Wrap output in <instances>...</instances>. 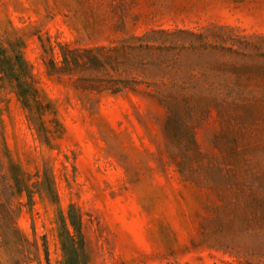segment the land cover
<instances>
[{"label": "rangeland", "instance_id": "374dc122", "mask_svg": "<svg viewBox=\"0 0 264 264\" xmlns=\"http://www.w3.org/2000/svg\"><path fill=\"white\" fill-rule=\"evenodd\" d=\"M211 23L264 34V0H0V41L50 104L47 141L0 83V264H242L204 238L217 195L182 179L165 106L145 86L99 93L44 63L59 45ZM220 128L215 115L196 126L210 158Z\"/></svg>", "mask_w": 264, "mask_h": 264}, {"label": "trees", "instance_id": "16d2710c", "mask_svg": "<svg viewBox=\"0 0 264 264\" xmlns=\"http://www.w3.org/2000/svg\"><path fill=\"white\" fill-rule=\"evenodd\" d=\"M59 48L58 59L44 60L49 74L72 75L81 87L111 95L145 86L165 106L168 148L182 179L217 195L201 220L204 238L242 256V264L264 263V34L211 23ZM0 83L11 85L48 141L43 115L50 104L23 54L1 41ZM211 115L221 126L214 158L195 136Z\"/></svg>", "mask_w": 264, "mask_h": 264}]
</instances>
